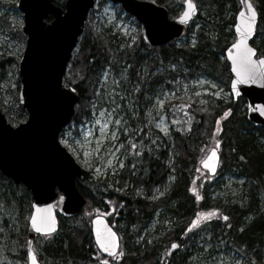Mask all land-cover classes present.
<instances>
[{
	"label": "trees",
	"instance_id": "obj_1",
	"mask_svg": "<svg viewBox=\"0 0 264 264\" xmlns=\"http://www.w3.org/2000/svg\"><path fill=\"white\" fill-rule=\"evenodd\" d=\"M52 1L63 6L64 0ZM153 1L165 6L170 16L180 12V3L174 0ZM194 1L198 14L185 37L157 47L143 43L136 22L138 34L132 39L109 28L99 29L91 22L93 9L89 12L63 78L66 86L79 93L71 120L74 132L91 118L106 69L117 79L118 90L132 98L135 115L125 117L132 128L121 139L129 141L123 145L127 156L115 180L92 178L84 170L77 187L86 199L85 208L69 218L59 216L55 233L35 236L33 249L41 264H191L196 243L235 250L245 264H264V126L246 119L244 98L223 102L207 95H177L184 82L200 76L229 84V65L220 57L232 42L238 5L236 0ZM251 2L258 21L250 45L257 56L264 57V0ZM0 33L7 37L0 39V109L9 123L17 124L26 112L18 104L17 85L10 90L7 72L11 63L18 65L20 56L4 50L6 41L23 45L25 36L2 14ZM164 89L176 95L164 105L170 123L167 134L152 128L146 119L147 107ZM214 143H219L217 173L230 172L243 179L236 197L222 204L212 202L211 177L199 166ZM197 171L202 176L196 177ZM158 190L162 194L157 195ZM29 195L0 173V264H23L27 223L21 212L25 202L31 201ZM95 214L105 215L120 236V249L112 258H104L94 245L89 221Z\"/></svg>",
	"mask_w": 264,
	"mask_h": 264
},
{
	"label": "water",
	"instance_id": "obj_2",
	"mask_svg": "<svg viewBox=\"0 0 264 264\" xmlns=\"http://www.w3.org/2000/svg\"><path fill=\"white\" fill-rule=\"evenodd\" d=\"M142 24L141 37L148 46L170 43L184 35L188 22L197 14L192 0L183 1L181 14L168 18L167 9L148 0H109ZM234 41L224 50L231 75L234 99L246 100V119L264 126V57L255 58L250 45L258 14L250 0H237ZM94 0H65L63 7L52 0H17L26 36L18 62V102L26 118L11 125L0 110V173L14 184H22L32 196L27 226V264H40L32 244L37 234L57 231L56 212L64 217L77 214L86 204L77 180L83 169L61 145L59 133L70 122L79 93L63 84L72 51L83 32ZM51 17L50 21H46ZM219 144L211 148L199 165L209 175L218 168ZM98 251L106 257L119 249V236L103 215L90 221Z\"/></svg>",
	"mask_w": 264,
	"mask_h": 264
},
{
	"label": "rangeland",
	"instance_id": "obj_3",
	"mask_svg": "<svg viewBox=\"0 0 264 264\" xmlns=\"http://www.w3.org/2000/svg\"><path fill=\"white\" fill-rule=\"evenodd\" d=\"M16 1L17 0H0V14H2V16L8 15L11 26L16 25L22 33L23 18L22 13L16 7ZM96 1L97 5L93 9L94 13L91 18L92 23H97L99 29L109 28L115 34L119 32L124 35H130L132 39H135L137 26L132 17L127 18L120 7L118 8V6H116L117 4H113L109 0ZM174 1L175 4L180 3L179 5H181L182 0ZM10 2L13 3L12 6L8 4ZM89 17L90 13L88 15V18ZM88 22H90V20H88ZM183 38L179 39V41ZM0 39L3 41V39L6 40L7 37L5 34L0 33ZM233 39L234 35L232 33L230 40ZM191 41H194V38H191ZM6 43L8 49L4 51L7 55L16 56V58L21 56L25 45V39L23 45L18 42L12 44V41H6ZM0 50H2L1 47ZM220 58L222 59L224 57ZM10 65L7 75L11 78L12 83L10 90L12 91L16 85L18 89L19 78L17 73L18 65L13 66L12 63ZM14 80H16V83H14ZM116 80V78H113L109 69L104 70L101 77V84H99L96 89V94L97 96L99 95V101L93 105L94 109L92 108L91 118L78 124L76 132H74V126L73 123H71L69 127L65 128L62 136H59L60 143L67 148L79 165L85 171L89 172L92 178H109L112 180L123 168L127 156V151L125 149L123 150V145L125 142L129 141L127 138L125 142L121 139L123 135H127L132 128L130 125L126 124V121L135 115V113L133 114L135 105L132 102V98H126L124 96L122 93L123 90H118ZM103 88L104 90L102 92ZM179 90L180 93L177 95H180V97L207 95L212 99L222 100L223 102H228L232 96L229 91V84L225 85L210 76H200L196 80H191L188 83L184 82ZM7 96H9V94H7ZM175 96V91L164 89L156 95L152 105L147 107V123L163 134H167L170 129V123L164 112V105L167 100ZM238 99L239 98L235 101H238ZM180 105L182 104H179V106ZM239 108L241 109L243 106L239 105ZM216 124L215 132L218 133L221 129L219 121ZM215 144L216 143H214L213 146H215ZM199 171H197L196 177L202 176V173L198 174ZM209 181V190L211 191L209 197L212 199V202H220V204H222L236 197L239 191V185L243 179L230 172H226L221 174L216 173L214 176H211ZM156 194H162V190L156 191ZM24 208L25 209L22 207L21 214L22 219L25 217V222L27 223L31 211V201H29L28 204L25 202ZM209 212L212 213V211ZM203 216L207 217L208 215L205 213ZM15 219V225H19L17 218ZM154 225L155 220L149 227L153 228ZM16 228L18 229V227ZM23 264H26L25 258ZM191 264L245 263L235 250H222L217 246L204 248L201 243H196L195 248L192 250Z\"/></svg>",
	"mask_w": 264,
	"mask_h": 264
}]
</instances>
